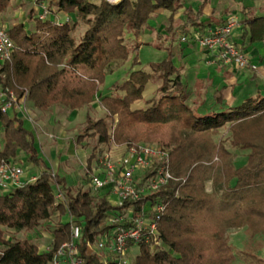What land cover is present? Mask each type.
Masks as SVG:
<instances>
[{"label": "trees", "instance_id": "obj_1", "mask_svg": "<svg viewBox=\"0 0 264 264\" xmlns=\"http://www.w3.org/2000/svg\"><path fill=\"white\" fill-rule=\"evenodd\" d=\"M209 1L202 0L195 11L191 5L184 9L191 0H121L116 4L50 0L58 11L86 25L78 39L72 35L75 22L68 19L56 24L50 17H37L31 33L22 23L6 28L15 49L11 63L1 64L0 86L14 89L18 96L23 91L15 85L26 89L40 108L57 105L73 111L90 108L105 76L126 61L130 51L127 34L138 37L159 9L170 12V25L178 10L183 9L185 16L180 28L167 27L171 38L166 57L151 64L150 72L136 70L128 79L114 83L111 93L101 99L104 116L93 120L87 113L86 126L77 135V142L86 136L95 138L91 157L102 155L111 141L154 143L167 151L177 180L148 197L125 200L116 207L94 187L73 195L66 179L39 158L33 135L22 120L0 110V165L23 150L42 166L35 180L0 194V264H49L56 249L70 237L69 223H56L50 246L43 252L38 251L36 241L1 235L6 230H31L65 210L82 229V264H103L100 256L90 252L87 241L94 242L116 226L111 216L126 208L137 213L146 200L165 203L157 223L160 243L138 247L130 264H232L235 253L227 236L229 229L245 226L250 234L264 235V93L227 107L218 95L212 110L196 112V102H188V89L173 62L181 54V48L173 44L176 30L183 35L193 27L201 34L213 24V20H201ZM8 3L0 0V13ZM243 23L251 43L262 41L264 15H248ZM152 80L159 82L155 94L145 101V107L132 108ZM220 128H226L229 135L214 139ZM85 178L91 181L88 172ZM57 186L64 202L55 197Z\"/></svg>", "mask_w": 264, "mask_h": 264}, {"label": "rangeland", "instance_id": "obj_2", "mask_svg": "<svg viewBox=\"0 0 264 264\" xmlns=\"http://www.w3.org/2000/svg\"><path fill=\"white\" fill-rule=\"evenodd\" d=\"M97 1V0H93ZM202 0H191L190 3H186L184 5V9L191 5L195 11H197L198 6L200 5ZM32 3V13L36 15L38 12V3H42L46 7V15L47 18L49 15L53 18L60 19V21H65L68 18V21L71 23L75 22V26L72 31V35L75 38H79L86 29V25L80 20L76 19L74 15L67 14L56 9V6L51 4L50 0H39L36 3L34 0H31ZM209 4L204 8V14L201 17V20H204L211 11H214V18L217 15H226L227 17H237L239 23L242 18V10L248 9L254 15H260L261 12L259 10L264 11V0H210ZM259 9V10H258ZM249 14V13H248ZM66 16V18L64 17ZM170 16V12L168 10H158L156 11L148 20L143 28L141 34L138 37H134L132 34H127L126 42L129 44L130 51L128 58L126 61L120 65L116 70L112 73L107 74L104 78V82L99 86L97 94L94 96L92 104L90 108H83L76 115H73L72 121H65L63 117V113L54 115L56 121L52 123H48V115L44 116L45 125L42 126L44 131V136L40 138L43 150L47 155L45 159L47 162H51L53 158H56L57 154L59 156H67L66 162L60 164V172L64 175L63 177L67 179L70 184L71 190L70 192L73 195H76L78 192H83L88 189H92L90 181L86 180V173L88 172L91 176L99 170L98 160L100 158V154L94 155L91 157V148L95 143L94 137L86 136L84 139L82 138L80 142H77V135L83 132L86 126V114L88 113L90 117L95 120L104 116V109L101 105V99L104 95H109L111 93V87L114 83H120L126 79H128L131 72L140 70L144 72L151 71V64L158 63L163 60L167 55V50L165 47L170 43V34L167 31V27L171 26L172 29L180 28L185 20V16L183 13V9L178 10L172 16V23L170 25V20L168 19ZM4 26L2 23H0ZM189 31L186 34H181L179 30H176L175 38L173 41L174 46L177 48H181V54H178L174 59V65L182 74V80L186 75H203L210 76L213 78L218 71L217 65H206L203 60H201L200 52L201 47L197 42H195V47H192L190 43H194L192 39H194V35L198 33L195 31L193 27H188ZM184 38V39H183ZM136 43H141L139 45V49L135 52L132 47ZM263 49V48H262ZM264 51V49H263ZM264 55V53H263ZM252 69H248L245 75L247 76L244 79H241L240 83L230 82L232 84V88L226 87L228 90L224 91L222 87L217 85L219 79L217 75L213 79V84L217 86L219 90L222 89L225 98L227 99L231 96V90L233 92L238 91L239 89L253 88L255 84L259 86V88H264L262 82H258L257 80L253 81V79L248 76L251 73ZM259 73H263L264 67L263 63L259 64ZM217 81V82H216ZM184 82V80H183ZM262 83V84H260ZM185 84V83H184ZM159 85L158 81H149L145 87V90L142 94V99L133 103L132 108H143L146 106L145 101L152 97L156 88ZM262 85V86H261ZM17 86V85H16ZM17 89V88H16ZM188 90V102L193 105L196 102L197 109L196 112H207L212 110L213 100L212 96L204 95L202 89L197 85V89ZM248 96V95H245ZM252 96V95H250ZM231 98V97H230ZM243 98V97H242ZM241 98V100H242ZM215 99V98H214ZM225 99V100H226ZM229 135V131L226 128H220L218 134L214 137L225 138ZM1 138V134H0ZM114 142V141H113ZM115 143V142H114ZM117 144V143H116ZM139 144H149L155 145L154 143H139ZM113 143L110 144L109 148L113 151L114 154H119L123 148V144H117L118 147L114 148ZM108 148V149H109ZM2 149V142L0 145V150ZM52 152V153H51ZM50 154V155H49ZM236 159H241V155H238ZM5 164L16 165L23 169V175L26 172H32L38 166L33 160L26 156V153L23 150H19L18 154L15 157L10 158ZM22 181H25L22 178ZM4 189L8 190L10 188L9 185L3 184ZM105 190V189H103ZM103 190H97L99 195ZM207 190H210V185L208 184ZM108 201L115 206L116 203L112 197L107 198ZM117 207V206H116ZM112 217V216H111ZM74 220L75 217L71 215L67 210L62 213L59 211V214L56 213V216L51 219L50 224L45 225V231H49L51 227H54L59 220V223H68L69 219ZM43 224V223H42ZM37 229L33 228L31 230L20 231L18 233H14L13 231L6 230L1 235V237L6 239H30L35 241L33 235H35ZM229 242L232 244L235 259L232 264H264V235L260 233L250 234L246 227L240 228H232L228 230L227 233ZM97 240V239H96ZM93 242L92 249L96 251V253L105 254L107 257H111L112 254L109 248L99 249L97 247V241ZM38 241L47 244V237L39 238ZM1 248V242H0ZM104 255V256H105ZM137 255V248H133L129 251L127 255V259L129 263L134 259ZM101 256V255H100Z\"/></svg>", "mask_w": 264, "mask_h": 264}, {"label": "built area", "instance_id": "obj_3", "mask_svg": "<svg viewBox=\"0 0 264 264\" xmlns=\"http://www.w3.org/2000/svg\"><path fill=\"white\" fill-rule=\"evenodd\" d=\"M38 3L39 0H34ZM116 4L121 0H104ZM36 16L42 20L47 19L46 7L38 3ZM64 21L55 20L56 24ZM237 17H228L222 24L209 27L204 33H196L194 41L211 55L215 62L222 64H235L240 68L250 66V58L243 48L233 39V31L238 26ZM184 39V38H183ZM264 42V39H263ZM15 46L10 39L7 29L0 24V61L11 63ZM23 92L17 95L14 89L0 86V110L7 113L15 106L24 109V96L26 89L15 85ZM113 143L116 148L119 145ZM1 145V139H0ZM99 170L91 175V186L103 190L108 197H112L115 206L122 205L125 200L134 202L167 186L171 181L177 180L170 170V158L167 151L154 145L125 143L119 154H114L109 148L103 152L98 160ZM23 169L16 165H0V185L18 187L22 184ZM32 177L30 180H35ZM55 197L65 201L60 186H57ZM165 210V203L161 200H146L140 210L135 213L132 208H126L122 213L111 217L116 226L104 235L97 238L99 249L109 248L112 258L106 264H130L127 255L134 247L142 245L154 247L160 243L157 223ZM70 237L64 241L54 252L49 264H82L80 256V240L82 229L80 225L69 219ZM125 224V225H123ZM92 250L93 242L86 243Z\"/></svg>", "mask_w": 264, "mask_h": 264}, {"label": "crops", "instance_id": "obj_4", "mask_svg": "<svg viewBox=\"0 0 264 264\" xmlns=\"http://www.w3.org/2000/svg\"><path fill=\"white\" fill-rule=\"evenodd\" d=\"M31 0H9L8 6L7 8L0 13V23H2L4 25L5 28H10L13 25H16L18 23H22L24 28L26 29L27 33H31L34 30V25H35V18H37V16L35 14L32 13V3H30ZM259 10V9H258ZM214 11H211L210 14H208V16H206V18L204 19L205 21L207 20H213V24L211 25V27L218 25L220 22L222 23L223 21H225L228 17L226 15H217V17L214 18ZM242 18H241V22L238 24V26L234 29L233 31V39L234 41L239 44L243 50L247 53V55L250 58V66L246 67V68H240L238 66H236L235 64H222L219 62H215L213 60V58L211 57V55L207 54L205 50H203L201 48V60H203V62L206 65H217L218 71L215 75H217V77L219 79L217 82V85L221 86L222 89L224 91H227L228 89L226 87H230V89L233 87L232 84H230V82H235V83H240L241 79L246 78L247 76L245 75V73L247 72L248 69H252L251 73L248 75L250 76L253 81L257 80L258 82H262L260 84H262L264 86V71L263 73H259L258 69H259V64L263 63V67H264V42L263 39L260 42H254L251 43L249 41V37L247 34H245V23H243V18L249 16L254 15V13H251L248 9H244V11L242 10ZM259 12H261L260 15H264V11L259 10ZM249 13V14H248ZM50 17L53 21L56 20V17L53 18L52 16H48ZM66 18V16H64ZM61 19V18H60ZM58 18V20H60ZM68 19V18H66ZM65 19V20H66ZM194 43H190L192 45V47H195V41L194 39H192ZM263 48V49H262ZM2 61H0V67H1ZM215 75H213V78H211L210 76H203V75H186L185 78H183L185 85L187 87L188 90L191 89H197V85L202 89L203 94L212 96L213 100L216 96L221 95L222 98V105L223 106H229V105H237L240 102H242L244 99H246L247 97H249L250 95L255 96L257 93H264V88H259V86H257L255 84V86L251 89L246 88V89H242V90H238L236 92H233V90H231L232 94L231 96H229L227 99L225 98L222 89L219 90L217 88V86H215L213 84V79L215 78ZM182 76V74H181ZM261 85V86H262ZM248 95V96H245ZM231 97V98H230ZM243 97V98H242ZM242 98V100H241ZM226 99V100H225ZM24 109H21V107L19 106H15L13 109L9 110L7 112L8 115H13L15 114L18 118H20L22 120V124L23 127L25 129H27L28 131H30L33 135L34 141H35V146L38 150V156L41 160H44L51 168V170L53 171V173H57L60 176H64L61 172H60V164H63L64 162H66L67 160V156H59V153L56 155V158H53V160H51V162H47L45 159L44 155H47L46 152L43 150L40 138L44 136V129L42 126L45 125L44 123V116L43 115H48V123H54L56 121L57 118L54 117V115H57L60 113H63V119L65 121H72L73 115H76L78 112H80L82 109L79 110H73V111H68L65 110L63 108H60L59 106H49L47 108H40L38 106H36L34 104V102L29 98L28 94L24 96ZM214 103V102H211ZM52 153V152H51ZM18 154V152H17ZM50 155V154H49ZM27 156V154H26ZM42 170V166L38 165L34 171L32 172H26L24 174V176L22 177L25 181L30 180L32 177H37L40 172ZM67 180V179H66ZM67 184L70 185L67 181ZM7 190L4 189V187L2 185H0V194L5 193ZM103 195H106L107 198L108 195L106 193L105 190L102 191ZM114 204V202H113ZM56 216V214L53 215V218ZM50 221H46L43 224L39 225L38 227H36L35 229H37V232L34 236V238L36 239V243L38 245V251L39 252H43L46 251L49 246H50V242L52 240L53 237V230L54 227H51L50 230L45 231L44 228L45 225L50 224ZM59 222V220H58ZM43 237H47L48 242L47 244L42 243L40 241H38L39 238H43ZM31 239V238H30ZM34 240V239H33ZM134 248V247H133ZM132 248V249H133ZM91 253L97 254L98 256L101 257L103 264H106L111 258L112 256L109 258L107 257L105 254V256L99 253H96V251L94 249L90 250ZM112 254V253H111Z\"/></svg>", "mask_w": 264, "mask_h": 264}]
</instances>
